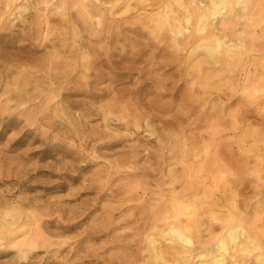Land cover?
<instances>
[{
	"label": "rangeland",
	"instance_id": "374dc122",
	"mask_svg": "<svg viewBox=\"0 0 264 264\" xmlns=\"http://www.w3.org/2000/svg\"><path fill=\"white\" fill-rule=\"evenodd\" d=\"M174 1L0 0V264H262L264 0L213 58Z\"/></svg>",
	"mask_w": 264,
	"mask_h": 264
},
{
	"label": "bare ground",
	"instance_id": "6f19581e",
	"mask_svg": "<svg viewBox=\"0 0 264 264\" xmlns=\"http://www.w3.org/2000/svg\"><path fill=\"white\" fill-rule=\"evenodd\" d=\"M200 1V0H199ZM206 1V0H205ZM208 2H202L200 1L199 3L201 5L198 4V6L196 7H192L191 9H189L188 7V1H186L187 3L185 4L184 0H175L174 2H177L180 6V8H182L184 11L181 14H174L173 11L171 10H165L163 15L160 17V24L164 25L166 23H171L170 21H173V31L175 33V35H179L183 32V30H186V24H189L193 27V33H191V35H189L195 42L196 47L195 48H201L204 51H206L208 57H212V56H216V54L221 53V52H225V53H231L234 49H236L238 47V44L240 45L241 43L239 42H235V40H233L234 38H232L231 36L230 38H232V40L234 41L232 43L231 39L230 41L227 40V35L225 34L223 29V34H220V30L223 28L221 27V29H215L212 26V20L217 16L221 15L222 18L221 19H226V15H230V13L232 12L233 8L235 6L238 5H242L243 9H245L248 5H250L249 3L251 2V0H207ZM254 1V0H253ZM165 2V1H164ZM173 2V3H174ZM197 2V1H195ZM163 3V1H162ZM162 3L160 5H162ZM172 3V2H171ZM192 3V2H191ZM198 3V2H197ZM256 3V1H255ZM175 4V3H174ZM173 4V5H174ZM252 4V3H251ZM172 5V4H171ZM257 5V4H256ZM255 5V6H256ZM260 5V4H259ZM175 6V5H174ZM241 6V7H242ZM254 6V3H253ZM252 6V7H253ZM258 6V5H257ZM256 6V7H257ZM161 7V6H160ZM239 7V6H238ZM255 7V8H256ZM249 8V7H248ZM247 8V9H248ZM254 8H251V10ZM264 9V8H262ZM164 10V9H163ZM250 10V8L248 9ZM251 10L249 11L251 13ZM257 10V8H256ZM255 10V12H256ZM160 11V10H159ZM162 11V10H161ZM182 11V10H181ZM160 13V12H159ZM236 13V12H234ZM247 13V10H246ZM249 13V14H250ZM253 14V13H252ZM251 14V15H252ZM255 14L258 13H254L253 16H255ZM159 15V14H157ZM161 15V14H160ZM248 16V15H247ZM245 16V17H247ZM252 16V17H253ZM230 17V16H228ZM238 17V16H237ZM243 17V16H242ZM242 17L240 16V18L242 19ZM251 16H249V18H252ZM255 18V17H254ZM229 19V18H228ZM252 20V19H251ZM255 20V19H254ZM253 20V21H254ZM227 21V20H226ZM229 21V20H228ZM249 21V20H248ZM223 23V22H221ZM171 25V24H170ZM228 25V24H227ZM218 26V25H217ZM223 26H225L223 24ZM228 27V26H227ZM227 30V29H226ZM186 32V31H185ZM56 36V35H55ZM189 37V38H190ZM243 37V36H242ZM243 39V38H242ZM244 40V39H243ZM237 41V40H236ZM246 42V41H244ZM249 44V43H248ZM240 47V46H239ZM238 49V48H237ZM220 55V54H219ZM217 55V56H219ZM223 55V54H222ZM230 57V56H229ZM213 58V57H212ZM232 58V57H231ZM222 59V58H221ZM216 60V59H214ZM220 60V57H219ZM202 61V60H201ZM232 61V60H231ZM230 61V62H231ZM217 62V61H216ZM252 62V61H251ZM250 62V64H251ZM254 63V62H253ZM235 64V63H234ZM254 65V64H253ZM256 65V64H255ZM230 66V65H229ZM208 70V69H207ZM230 72V71H229ZM233 72V71H232ZM207 74H205L206 76ZM212 75V74H211ZM54 76V75H53ZM212 78V77H211ZM248 78V77H247ZM206 79V78H205ZM250 80V79H249ZM251 81V80H250ZM206 82H209V80ZM229 82V80H228ZM249 83V82H248ZM202 85V84H201ZM209 85V84H208ZM229 85V84H228ZM220 86V85H219ZM251 87V82L250 85ZM262 86V85H261ZM211 87V86H210ZM227 87V86H226ZM249 88V87H248ZM253 88V87H252ZM255 88V87H254ZM219 89V88H218ZM251 89V88H250ZM249 89V90H250ZM256 90V89H255ZM254 90V92H256ZM261 90V89H260ZM259 91V89H258ZM257 91V92H258ZM223 92V91H222ZM250 92V91H249ZM252 92V90H251ZM221 93V92H220ZM242 93V92H241ZM250 94V93H249ZM255 93H253V96ZM251 95V94H250ZM247 97V96H246ZM252 97V95L250 96ZM264 97V96H262ZM196 98V97H195ZM248 98V97H247ZM198 99V98H197ZM236 104V103H235ZM216 118V117H215ZM227 124V123H226ZM221 129V128H220ZM213 132V131H212ZM254 132V131H253ZM219 133V132H218ZM252 134V132H251ZM259 135V133H258ZM251 136V135H250ZM225 140V139H224ZM214 142V141H213ZM224 142V141H223ZM212 143V142H211ZM208 144V143H207ZM206 145V144H205ZM204 145V146H205ZM211 146V145H210ZM218 147V146H217ZM206 148V147H205ZM222 148V147H221ZM242 148V147H240ZM208 150V149H206ZM204 151V150H203ZM204 153V152H203ZM205 154V153H204ZM221 154V153H220ZM215 155V154H214ZM230 157V156H229ZM229 160V159H228ZM227 160V161H228ZM232 161V160H231ZM216 163V162H215ZM235 167V166H234ZM226 170V169H225ZM237 170V169H236ZM235 175V174H234ZM237 177V176H235ZM236 181V179H235ZM238 181V180H237ZM243 231V228L237 224L233 227L232 231L226 236V238L221 240V248L222 251L225 253L229 247L233 244H235L238 239L239 236L241 234V232ZM168 237L170 241H173V239L182 244V247L187 248L186 246L190 245V239L187 237H183L182 231L178 228V227H171L168 231ZM219 246V245H218ZM220 247V246H219ZM180 251L182 249H179ZM257 260L258 261H262V264H264V254H259L257 256Z\"/></svg>",
	"mask_w": 264,
	"mask_h": 264
}]
</instances>
